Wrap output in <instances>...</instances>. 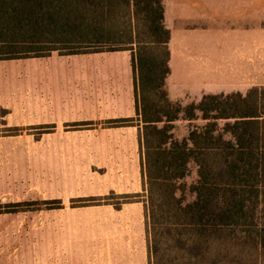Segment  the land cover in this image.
Wrapping results in <instances>:
<instances>
[{"label": "trees", "instance_id": "trees-1", "mask_svg": "<svg viewBox=\"0 0 264 264\" xmlns=\"http://www.w3.org/2000/svg\"><path fill=\"white\" fill-rule=\"evenodd\" d=\"M169 41L162 0H0V60L129 51L134 115L101 124L137 126L148 264H264V85L173 103L164 88ZM197 112L205 124L174 139L173 121ZM191 160L194 199L183 203L177 181ZM38 203L62 207L60 199L0 202V213Z\"/></svg>", "mask_w": 264, "mask_h": 264}, {"label": "rangeland", "instance_id": "rangeland-1", "mask_svg": "<svg viewBox=\"0 0 264 264\" xmlns=\"http://www.w3.org/2000/svg\"><path fill=\"white\" fill-rule=\"evenodd\" d=\"M176 19L171 10L168 24L178 39ZM197 23L202 26L189 33V39L203 37V23ZM194 47L197 45L190 44L183 52ZM87 57L0 60V202L50 199L62 202L61 208L46 209V204L38 203L30 207L40 209L0 213V264H113L116 232L110 216L112 204L146 199L137 126H102V120L92 113L97 111L91 101L82 98L81 90L77 91L69 82H64L60 92L64 97L71 94L77 97L75 104L63 109L69 116L55 123L54 130L41 132L43 129L37 121L44 116L35 113L33 107L50 101V92L31 96L29 86L38 81L46 89L45 80L50 78L58 84L61 82L59 76L67 81L74 77L72 71H80L84 65L95 62ZM172 68L164 88L173 103L186 105L196 103L203 94L232 92H205L199 86L196 88L199 79L185 72L184 58ZM258 82L264 83V76ZM250 83L251 79L243 77L236 84L249 89L254 86ZM210 84L216 83L204 81L201 88ZM45 94L49 98L46 99ZM122 96L123 104H129V96L126 93ZM1 103L10 107H3ZM84 110L92 112L77 114ZM75 118L93 123L73 126ZM218 123L222 127L223 121ZM204 124L199 112L194 119H187L180 113L172 123L171 133L174 139L182 140L187 138L191 128ZM130 164L135 165V170L121 169ZM196 179L197 166L191 160L187 174L177 181L175 193L183 203L194 199L190 186ZM121 194H126L127 198L119 197ZM107 195L109 198L101 200L71 201L77 197Z\"/></svg>", "mask_w": 264, "mask_h": 264}, {"label": "crops", "instance_id": "crops-1", "mask_svg": "<svg viewBox=\"0 0 264 264\" xmlns=\"http://www.w3.org/2000/svg\"><path fill=\"white\" fill-rule=\"evenodd\" d=\"M162 3L164 24L170 30L168 62L170 73H172V67L184 58L185 67H187L185 72L196 75L195 77L199 79L195 84L196 88L199 86L205 92L244 91L248 88H240L236 84L237 81L241 82L243 77L251 79L250 86L264 84L258 82L260 77L264 76V0H162ZM171 10L174 11L176 21L178 20L179 23V32L176 31L178 39L174 37L172 27L168 24ZM197 22L203 23L204 28L201 29L203 37L189 39L188 34L202 26ZM190 44H196L197 47L190 48L189 52L184 53V47H189ZM74 55H86L95 62L92 65H84L80 71H72L71 74L74 77L67 81L62 80L63 76H56L61 81L58 84L50 78L44 79L47 84L46 89L41 83H37L38 81L29 86L31 96L48 91L51 96L50 101L46 100L47 103L33 107L35 113L39 112L44 116L37 122L52 124L55 128V123L69 116V113L63 112V109L75 104L77 97L73 94L69 97L60 95L64 82H69L77 91L81 90L82 98L89 99L97 111V113L79 111L78 115L92 112L99 120L133 116L132 69L129 51H103ZM74 55H58L53 52L50 56L38 58L51 59ZM199 58L201 60H198ZM204 81L216 84L201 88ZM217 86L220 87L217 89ZM123 93L129 96V104H123ZM45 95L46 99L49 98L47 94ZM1 104L3 107H10L7 104ZM74 122L79 121L75 118ZM129 127L133 126L115 128ZM121 169L133 171L135 165L130 164L127 167L124 165ZM112 205L114 208L112 207L110 216L113 219L112 227L116 232V245L112 250L114 254L111 262L113 264H148L147 218L143 201H127Z\"/></svg>", "mask_w": 264, "mask_h": 264}]
</instances>
